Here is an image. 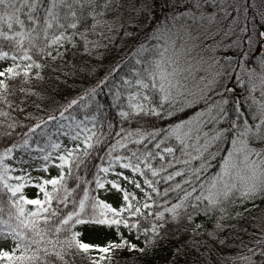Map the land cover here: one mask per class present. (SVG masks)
<instances>
[{"label":"snow or ice","instance_id":"snow-or-ice-1","mask_svg":"<svg viewBox=\"0 0 264 264\" xmlns=\"http://www.w3.org/2000/svg\"><path fill=\"white\" fill-rule=\"evenodd\" d=\"M0 264H264V0H0Z\"/></svg>","mask_w":264,"mask_h":264},{"label":"rangeland","instance_id":"rangeland-1","mask_svg":"<svg viewBox=\"0 0 264 264\" xmlns=\"http://www.w3.org/2000/svg\"><path fill=\"white\" fill-rule=\"evenodd\" d=\"M163 16V14H161V17ZM257 96H259V93L257 92L256 93ZM53 174H55V170H53ZM35 193V190L34 189H29L28 190V194L29 195H33Z\"/></svg>","mask_w":264,"mask_h":264},{"label":"trees","instance_id":"trees-1","mask_svg":"<svg viewBox=\"0 0 264 264\" xmlns=\"http://www.w3.org/2000/svg\"><path fill=\"white\" fill-rule=\"evenodd\" d=\"M162 14V13H161ZM109 63H111V58L108 60V61H105V64L107 65V64H109Z\"/></svg>","mask_w":264,"mask_h":264}]
</instances>
